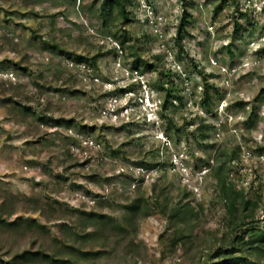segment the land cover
<instances>
[{
  "label": "rangeland",
  "instance_id": "obj_1",
  "mask_svg": "<svg viewBox=\"0 0 264 264\" xmlns=\"http://www.w3.org/2000/svg\"><path fill=\"white\" fill-rule=\"evenodd\" d=\"M124 1L127 25L106 0H0V203L17 210L8 222L45 227L0 225V264L61 244L100 252L82 264L217 263L231 234L223 182L257 204L247 228L264 231V0ZM55 44L69 55L47 49ZM129 46L155 68L135 69ZM80 55L97 59L83 63L91 72L76 67ZM15 93L34 115L9 113ZM161 193L191 205L185 241L158 207L123 223L132 201Z\"/></svg>",
  "mask_w": 264,
  "mask_h": 264
},
{
  "label": "trees",
  "instance_id": "obj_2",
  "mask_svg": "<svg viewBox=\"0 0 264 264\" xmlns=\"http://www.w3.org/2000/svg\"><path fill=\"white\" fill-rule=\"evenodd\" d=\"M111 4L113 11L117 15H113V21L118 20L122 25H127L130 23V14L127 11V5L124 0H106ZM223 5H220L218 10H223ZM112 14V13H111ZM115 17V18H114ZM191 16L187 12L184 13L183 18L181 19L180 26L178 27V40L183 41V34L186 29V26L189 25V19ZM108 19L106 16H103V25L107 26ZM117 37V36H116ZM122 43L124 50L127 48L126 45L130 44L131 37L128 32H125L124 36L117 37ZM47 49L56 50L62 55H67L68 52L61 51L58 44L47 45ZM128 49L131 52L133 57H136L137 50L133 46H129ZM69 55V54H68ZM70 57V56H69ZM137 62L135 63V69L139 70L141 66H144L147 70L154 69L155 66L144 62L140 57H136ZM77 63H90L93 67L96 66V58H87L85 56L75 57ZM16 70H19L26 77L31 76V70L28 66H23L21 62H13ZM21 75V74H20ZM22 76V75H21ZM208 88H213V86H207L205 90V98L208 99L209 95L207 93ZM52 89V88H49ZM59 91V90H56ZM8 102L10 103L11 110L9 113L15 116H31L34 115L33 109L28 107L26 104L21 103L18 94H13L9 97ZM207 103V102H205ZM168 100L166 99L163 108L167 109ZM55 127H65L71 129L72 122L67 120H53ZM221 182L222 179L220 180ZM154 191L156 188L153 189ZM222 197L224 198L227 214L231 226V234L226 236L223 243L217 248L216 256L222 258L221 261L215 263L212 260L206 264H260L256 258L264 252V231L258 232L254 228H247V220L250 218L249 214L253 213L258 207L256 203L248 200L244 196V192H238L234 189L233 185H226L224 182L221 188ZM158 197V198H157ZM156 203L151 204L150 200L145 198H137L132 203L126 207L127 213L123 218V223L127 226L133 227V224L142 219L151 217L153 211L156 207L160 208L161 211L171 222L172 226L175 228L173 233L174 241L186 240L188 235L185 234L184 230L180 228V224L183 223L186 217L192 214L193 209L189 203L178 204L174 206H169L168 196L165 193H161L156 196ZM163 202H160V201ZM13 204H9L7 200H4L0 203V225L9 228L10 230L21 229L22 226L29 229L41 230L43 231L45 227L35 220L32 219H22L18 218L13 222H8L7 218H11L17 214V210ZM90 217L96 219L99 222L105 223L107 226L108 223L112 221V228L114 230L119 229L124 231L123 226L114 220H106L107 216L101 215L98 213H91ZM67 229V227L65 228ZM234 236V237H233ZM80 239L84 240H93L95 237L94 234L90 233L86 236L78 235ZM247 238V239H246ZM61 249L58 252L52 253L46 251L44 248L35 252L26 251L20 255H16L12 261L8 264H82L81 261L89 262L91 260L95 261L100 258V252H84L81 249L74 247H69L65 244H61ZM69 255V256H65Z\"/></svg>",
  "mask_w": 264,
  "mask_h": 264
},
{
  "label": "built area",
  "instance_id": "obj_3",
  "mask_svg": "<svg viewBox=\"0 0 264 264\" xmlns=\"http://www.w3.org/2000/svg\"><path fill=\"white\" fill-rule=\"evenodd\" d=\"M73 64H75V63H72V67H75V65H73ZM76 65H77L76 67H79V69H88L90 72L92 71V69L90 67H88L86 64L81 63V64H76ZM70 66H71V64H70Z\"/></svg>",
  "mask_w": 264,
  "mask_h": 264
}]
</instances>
